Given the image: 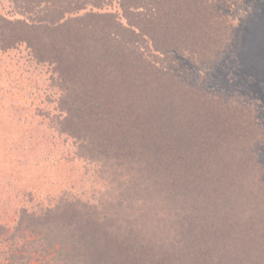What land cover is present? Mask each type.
Wrapping results in <instances>:
<instances>
[{"label":"rangeland","instance_id":"374dc122","mask_svg":"<svg viewBox=\"0 0 264 264\" xmlns=\"http://www.w3.org/2000/svg\"><path fill=\"white\" fill-rule=\"evenodd\" d=\"M206 1L27 0L38 9L41 20L51 22L27 28L8 14L25 3L0 0V232L15 230L21 237L20 249L27 243L32 247L44 243L55 248L52 253L57 258L71 259L69 264H149L173 262V256L194 258V252L178 239L186 230L179 228L181 219L171 225L182 233L168 235L164 212L152 207L143 185L152 177L137 156L151 142L146 137L150 129L168 121L161 120L165 109L156 113L145 105L150 103L147 88L152 74L138 56L153 46L156 61L170 63L164 66L172 70V76L166 72L164 78L171 80L177 94L169 99L181 102L187 84L203 104L223 96L251 111L244 117L237 112L225 117L234 125L236 120L239 126L253 121L258 125L247 142L238 139L226 145L231 164L246 162L247 151L252 149L250 165L252 160L258 165L253 170L255 185L248 189L246 184L240 191L233 188L230 203L244 204L240 214L245 223L248 215L264 219V0ZM181 4L190 13L195 34L204 35L207 23L211 34L203 36L207 41L201 48L178 53L172 45L163 50L161 33L156 30L159 13L166 14L171 26L183 17ZM198 4H210L212 10L206 6L210 15L203 5L198 9ZM65 10L73 17L53 28ZM126 52L128 65L132 61L139 69L131 66L124 75L113 72L106 80L107 68L119 57L125 58ZM146 58L153 61V57ZM73 78L81 79L78 87ZM96 87L102 88L97 91L99 99L109 108L123 101L141 105V122L132 128L143 124L144 128L129 133L127 120L107 129L81 126L83 106L94 100ZM165 87L159 93L164 94L163 101L169 92ZM106 153L110 160L103 157ZM61 195L87 208H55ZM50 208L46 221L29 216L31 211ZM101 208L110 218L103 226L94 216ZM74 220L80 225H74Z\"/></svg>","mask_w":264,"mask_h":264},{"label":"trees","instance_id":"16d2710c","mask_svg":"<svg viewBox=\"0 0 264 264\" xmlns=\"http://www.w3.org/2000/svg\"><path fill=\"white\" fill-rule=\"evenodd\" d=\"M22 1L25 4H19L14 10H10L8 12L10 16L17 17V20L27 28H35L40 25L50 26L51 22L41 20L38 9L30 5L32 3L28 4L27 0ZM204 2L207 1L204 0ZM201 5H203V10L205 7L206 15H210L207 9V7L210 9V4H206L207 7L204 4H198L197 8L200 10ZM178 8L184 11L183 17L180 21L176 20L175 24L170 23L171 26L165 21L166 14L159 13L156 30L161 33V47L163 50L165 48L172 49V45H174L178 53L182 49L187 52L198 46L201 48L204 41H207L203 36L208 37L211 34L209 31L211 24L203 25L204 35L195 34L190 13L184 8V4ZM72 17L69 11H61V18L59 21L53 22V28L61 26V22H66ZM207 18H211V16H207L205 19ZM206 22H209V19ZM214 30L218 34L217 30ZM141 31L143 32V30ZM126 51L128 52L127 49ZM156 51L153 46L152 49L149 48V52L137 55L144 65L147 64L145 66L152 74V78L149 77L150 87L147 88L150 103H145V105L147 110H156V113L161 108L165 109L163 111L165 115L161 120L168 121L167 123L161 122V125L158 122L153 126V129H150L146 137L151 142L147 147L143 146L145 149L138 152L137 156L141 159L139 164L143 163V167L147 166L150 172L148 174H151L150 177H152L150 182H143L144 187H147L150 193L152 207L164 212L168 235L175 233L178 236L177 234L182 233L175 231L171 225V222L181 219L179 228H186V230L185 235L182 233L178 239L185 243L188 251L194 252V258L192 259L190 255L185 256L184 259L182 256L178 258L173 256V262L160 260V262L151 261L149 264H259V262H264V219L260 215H248L245 223L240 214L244 204L236 207L230 203L233 188L240 191L245 189L244 185L246 184L248 189L255 185L253 184V170L258 165L253 160V165H250L249 155L252 156L254 153L252 149L247 151L246 162L239 161V165L231 164L230 157H228L230 150L226 145L232 146L238 139L247 142L255 136L251 130H256L258 125L253 121L249 126H242V124L239 126L237 125L238 120L234 125L225 117L232 112H237L238 115L244 117L251 111L247 108L244 109L236 100H226L223 96L220 99H210L213 102L203 104L200 102L201 99L192 95L193 89L187 84L184 86L185 90L182 89L181 98L183 99L181 102L177 99H169L172 95L177 94L172 90L171 80L168 77L164 78L166 72L172 76V70L164 66L169 62L156 61V56H158ZM127 52L124 54L125 58L119 57L112 66L107 68L106 80L110 79L108 75H114L113 72L124 75V72H128L131 66L134 67H131L132 69H139L133 65L132 61L128 65L129 54ZM159 53H163V51L160 50ZM146 55L149 58L153 57V61L147 62ZM161 55L163 56V54ZM169 55L171 56V54H167L168 58ZM162 58L166 59L164 56ZM153 62L154 64H151ZM159 71L164 74L160 75ZM72 81L76 87L81 84L79 78H73ZM164 86L169 91L166 101H163L164 94H159L160 88ZM77 89L81 91L79 88ZM92 91L94 100L90 99L85 107L83 106V118H79L81 126L107 129L116 121L122 123L127 120L131 124L129 133L137 134L141 128H144V124L139 128L135 127L141 122V105L137 103L125 105L123 102L126 101H123L113 103L109 108V104L106 105L99 99L98 92H101L102 88L96 87ZM184 101L187 104H184ZM133 125L135 126L132 128ZM256 135V137H260L259 134ZM153 138L156 140H151ZM221 144L224 148L221 147ZM150 145H152L151 148ZM106 156V159L110 160L109 153L103 154V157ZM220 158L226 160L220 161ZM236 181H238V185ZM79 205L87 208L81 201L61 195L55 208L75 211ZM27 211L30 210L23 209V212ZM51 212L52 208L42 210L40 213L31 211L29 216L40 218L43 222L51 216L49 214ZM46 216L48 217L46 218ZM94 216L99 218L97 223L101 226L105 223L108 224L107 221L110 219L102 208ZM241 219L242 222H240ZM241 223L243 226L239 227ZM74 225H80L79 221L75 222L74 220ZM6 226L7 229L10 227ZM46 229L44 228V230ZM45 237L47 236H43V241ZM19 239L21 237L15 230L8 229L0 232V261H3L4 264H35L37 261L38 264H69L71 260L68 261L66 257V259L57 258L52 253L55 248H49L44 243L37 247H32L27 243V246L20 249ZM171 245L174 243L172 242Z\"/></svg>","mask_w":264,"mask_h":264}]
</instances>
